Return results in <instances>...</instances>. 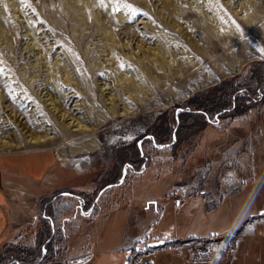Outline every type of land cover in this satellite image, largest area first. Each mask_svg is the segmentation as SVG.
<instances>
[{
    "label": "rangeland",
    "instance_id": "1",
    "mask_svg": "<svg viewBox=\"0 0 264 264\" xmlns=\"http://www.w3.org/2000/svg\"><path fill=\"white\" fill-rule=\"evenodd\" d=\"M247 2L251 0H145V3L98 0L82 9L81 0H0L6 22L0 28V89L9 97L6 102L0 98V115L7 116L0 118V137L12 128V133L21 138V147L1 153L50 147L62 165L80 175L77 182L82 186L81 190H65L54 209L60 216H66L63 236L58 233L61 226L57 227L58 216L52 219L55 238L62 241L59 254L56 251L58 257L37 264H83L89 254L95 222L120 203L122 193L133 180L142 177L145 167H156L158 177L177 178L178 193L181 189L189 194L237 186L233 174L236 165L230 154L235 150L248 151L264 128V96L254 102L259 99L257 88L253 93L248 86L251 74L264 70V53L260 51L264 49V16L255 26L245 23L241 15L246 12ZM172 4H176L174 11ZM252 8L258 15L264 14V0L253 2ZM121 14L126 15L123 26L110 28L106 19L114 22ZM173 22L181 25L174 26ZM205 25L216 28L227 43L220 45ZM233 29L241 31L239 37L232 36ZM184 31L198 38L196 41L203 45V50L189 42ZM104 33H112L118 41L112 45V53L120 58L123 69L128 68L133 75L135 93L131 87L127 88L115 104L129 107L123 115H106L110 112L100 98L98 83L122 72L107 60H97L107 52V46L99 39ZM153 46L162 56L155 76L144 73L139 62L131 57L137 52L151 55ZM38 49L51 62L56 52L63 58L74 53L80 63L74 66L73 73L78 82L88 80L86 85L87 82L93 85V97L83 92L82 84L79 83V88L72 80L66 82L64 69H58L50 78L49 63L30 58L32 50ZM231 49L234 54L244 55V63L236 69L238 63L234 59L233 69L221 75L214 61L226 64L224 58L233 56L228 54ZM188 58L199 61L188 64ZM29 74L36 75L31 85L26 80ZM138 81L146 86L140 88ZM54 83L66 95L65 109L61 110L64 116L53 109L45 95V88ZM240 91L249 99V108L230 111L228 105L233 107ZM73 98L81 103V108L73 106ZM223 108L226 112L218 115ZM79 114L86 123L95 126L92 131L68 137L64 124H73L69 115ZM27 128L37 133L45 128L55 139L39 146L25 144L22 136ZM92 138L99 143L96 149L79 148ZM64 177L68 180L71 176ZM108 185L112 186L105 188ZM57 193L51 192L45 198V206ZM72 195L80 196L81 200ZM45 208L51 210L50 206ZM32 253L37 254V259L41 250L35 248ZM3 257L0 253V258Z\"/></svg>",
    "mask_w": 264,
    "mask_h": 264
},
{
    "label": "crops",
    "instance_id": "2",
    "mask_svg": "<svg viewBox=\"0 0 264 264\" xmlns=\"http://www.w3.org/2000/svg\"><path fill=\"white\" fill-rule=\"evenodd\" d=\"M256 93L259 99L254 102L262 100L264 86ZM233 108L235 104L229 110ZM259 133L248 151L230 154L236 165L234 180L238 182L231 190L191 192L179 201L177 178L158 177L152 165L142 169V177L133 180L122 193L120 203L95 222L83 264H184L170 250L147 247L146 238L152 244L237 231H242V237L232 264H264V221L259 220L264 212V128ZM74 172L59 162L50 147L0 152V252L40 249L35 264L43 259L42 250L47 251L49 245L59 254L62 241L55 238L52 219L58 216V233L63 236L66 216L54 209L65 190L82 189L77 182L80 175ZM67 175L71 176L68 180L64 177ZM54 191L58 193L46 201V206L51 207L47 210L45 198ZM72 196L81 200L80 196ZM14 255L10 264H21Z\"/></svg>",
    "mask_w": 264,
    "mask_h": 264
},
{
    "label": "bare ground",
    "instance_id": "3",
    "mask_svg": "<svg viewBox=\"0 0 264 264\" xmlns=\"http://www.w3.org/2000/svg\"><path fill=\"white\" fill-rule=\"evenodd\" d=\"M257 0H251V3H248L246 5H244V10L246 11L244 14L241 15V19L244 20L245 23L249 24L250 26H255L257 24V22H259L261 20V18L264 16V14L262 15H258V13L253 10L252 8V3L256 2ZM143 2L145 3V0H143ZM98 3V0H81V8L82 9H86V6H92L94 4ZM176 4H172V11H174V7ZM79 6V7H80ZM107 11V10H106ZM108 12V11H107ZM105 15V14H104ZM103 15V16H104ZM88 16V13L86 11L85 13V18ZM113 21H110V19H106V22H108L110 28L116 27V26H120L122 27L123 24L126 22V15L125 14H121V16L117 19H113ZM174 26H178L181 25L179 23H174ZM6 26V22L3 20V15H2V10L0 8V28H3ZM206 29L214 36L217 37L218 42L220 45H225L227 43V38L222 37L221 33L219 31L216 30V28H213L209 25H205ZM9 28V27H8ZM6 29V28H5ZM28 30V29H27ZM2 31V30H0ZM9 31V30H8ZM126 33L128 34L130 32V28L127 27L125 29ZM136 31H138V29H136ZM207 31V32H208ZM11 33V32H10ZM185 37L189 40V42L195 44V46L201 50H203V45H201L199 42H197L192 36H189L188 33L186 31H184ZM231 34L233 37H239L241 34V31L238 29H233L231 31ZM5 35V34H4ZM7 35H9L8 37L10 38V34L8 33ZM4 37V36H3ZM205 37V36H204ZM99 39L101 41H103V44H105L107 46V52L101 56V57H97V60L99 61H103V60H107L110 63V66H115L118 67V69H120L122 72H120L121 74H119V76H116L112 79L109 80H105L101 83H98V80H96V82L98 83V87H99V91H100V98L102 100V102L105 104V106L107 107V110L110 112V114H106V115H111V116H116V115H123L124 113H126L128 111V108L126 105H123L121 107H115L116 102L118 101V99H122V95L126 92V89L131 87L132 91L135 93V90H133L134 88V82H133V75L131 74L130 70L128 68L123 69L121 62H120V58L115 54L112 53L111 47L112 45H114V43H117L118 41L115 40L114 36L112 33H110L109 35H107L106 33H104L103 35L99 36ZM128 42L125 43V45H127ZM139 46V45H138ZM114 48V47H113ZM152 48V54L151 55H145V54H141L140 52H137L136 55H131V57L134 59V61H138L139 64L141 65L142 71L147 74L156 75V70L159 69V64L161 62V58L162 56H159L160 54V50L153 46ZM206 51H204L205 53ZM233 49H231L229 51V55H233L231 56V58L225 57L224 61L226 60V64H221L219 63V61H214L215 66L218 68V70L221 72V75H224L227 73V69L231 71V69H233V61L234 59L237 60V67L236 69H239L240 66H242V64L244 63V58L242 56V54H234L232 53ZM167 54V53H166ZM29 55V54H28ZM170 54L167 56L169 57ZM241 56V57H238ZM26 57V56H25ZM35 58L40 59L41 61H43L44 63H49L48 65V69H49V77L53 79L54 74L56 73V71L58 69H64V74H65V81L68 82L69 80H72L73 82H75L76 87H79V83L82 84L83 89H85V92L89 98H92L94 95V88L93 85H90L89 82H87L86 85V81H79L76 79V76L73 73V68L75 65L79 64L80 61L77 58V56L74 53H68L65 55V58H63L61 56V54L59 53H55L52 57L53 59V64H51V60H48L47 55L45 54V52H43L42 50L38 49V50H32V52L30 53V58ZM165 57V56H164ZM123 59V56L121 58V60ZM7 60V59H6ZM34 60V62L36 61ZM30 61V59H29ZM198 59H193V58H188V64H193L195 65L196 63H198ZM31 62V61H30ZM29 62V63H30ZM33 62V64H34ZM42 63V62H41ZM168 63V62H167ZM174 63V62H173ZM185 63V62H184ZM31 64V63H30ZM165 64V63H164ZM163 64V65H164ZM187 64V62H186ZM27 65V64H26ZM100 64H97V66H99ZM45 66V65H44ZM80 66V65H79ZM162 66V65H161ZM167 66V65H166ZM170 66V65H169ZM182 66V65H181ZM163 67V66H162ZM22 68V67H21ZM183 69V68H182ZM22 70V69H21ZM29 70V69H28ZM27 71V70H26ZM32 71V70H29ZM34 72V71H33ZM32 72V73H33ZM75 72V71H74ZM166 72L168 75H170V71L168 70V68L166 69ZM21 73V71H20ZM82 73V72H81ZM117 73V72H116ZM22 74V73H21ZM20 74V75H21ZM26 74V73H25ZM63 74V75H64ZM176 74H180V70H176ZM24 75V74H23ZM36 75L33 74H29L28 76H26V80L27 83L29 85L33 84L34 79H35ZM56 76V75H55ZM85 75H83L84 77ZM2 77V76H1ZM4 77V76H3ZM24 77V76H23ZM7 78V77H6ZM48 78V77H47ZM25 79V78H24ZM49 79V78H48ZM81 79V78H79ZM84 79V78H83ZM87 79V78H86ZM3 80V79H2ZM6 80V79H5ZM25 81V80H23ZM45 81V80H44ZM161 81V80H160ZM1 82V81H0ZM17 82V81H16ZM46 82V81H45ZM51 82H54L51 81ZM70 82V81H69ZM42 83V82H41ZM89 83V84H88ZM27 84V85H28ZM45 84V83H44ZM47 84V83H46ZM83 84H85L86 86H83ZM164 83H162L161 85H163ZM28 85V86H29ZM51 85V84H50ZM2 85H0L1 88ZM4 86V85H3ZM37 86V85H36ZM138 86L140 88H144L146 85L142 84L138 81ZM35 87V86H34ZM33 87V88H34ZM79 87V88H80ZM4 88V87H3ZM18 88V87H17ZM37 88L41 89V87L37 86ZM37 88H35L34 90H36ZM21 88H19L20 91ZM46 93L45 95L48 96V99L50 101L51 106L53 105V109H58V111L60 110V114L62 116H64V111L62 112L61 110L65 109L64 107V99L66 98V95L64 94V89L63 92L59 91V88L57 87V84L54 83V85L50 86L49 88H45ZM79 90V89H77ZM44 91V90H43ZM105 91V92H104ZM39 92V91H38ZM73 92V91H72ZM20 93H22L20 91ZM25 93V92H24ZM42 93V92H41ZM40 93V94H41ZM79 93V92H78ZM10 94V93H9ZM23 94V93H22ZM38 94V93H37ZM77 95V94H76ZM138 95V94H137ZM22 96V95H21ZM27 96V95H26ZM71 96V95H70ZM11 97V96H10ZM45 97V96H44ZM0 98L1 99H5L8 101L9 97L8 94L3 92V90L1 91L0 89ZM26 98V97H25ZM75 98V97H74ZM73 100V106H75V108H81V103L78 102V100ZM87 98V97H86ZM47 99V98H46ZM140 100L142 98H139ZM4 101V100H3ZM4 102V103H5ZM30 102V101H29ZM2 103V105L4 104ZM49 104V105H50ZM33 105V103H32ZM5 106V105H3ZM55 111V110H54ZM106 112V111H105ZM72 120L71 125H69L68 123L64 124L65 126H67V130H66V135L69 137L74 133L77 132H86V131H92L93 127L95 126L94 124H90V123H86L85 120L82 119V115H78V116H72L69 115ZM7 116L4 115H0V118H6ZM39 121V120H38ZM41 121V120H40ZM39 121V122H40ZM15 122V121H14ZM25 123V122H24ZM42 123V122H41ZM8 124V123H7ZM26 124V123H25ZM39 124V123H38ZM4 126V125H3ZM21 126V125H20ZM19 126V127H20ZM24 126V125H23ZM29 126V125H28ZM43 126V125H42ZM64 126V127H65ZM12 127V126H11ZM10 127V128H11ZM33 128V127H32ZM42 128V127H41ZM24 129V128H23ZM35 129V128H34ZM45 129V128H44ZM42 130L39 131V133H37L36 131L31 130L30 128H27L25 130V132L23 133L22 136V140L24 141L25 144L28 145H44L46 142H51L54 141L55 136L49 134L46 130ZM47 129V128H46ZM13 129L11 128V130L9 131V133H7L6 135H3L0 137V152L2 151H10L12 149H16L18 147H21L20 141L21 138L19 136H15L16 134L12 133ZM17 131V129L15 130ZM22 131V130H21ZM18 134V133H17ZM21 136V135H20ZM99 145V143L92 138L90 141H88L87 143H85L83 146L79 147L80 149H84V150H88L90 149V151L94 150L97 148V146Z\"/></svg>",
    "mask_w": 264,
    "mask_h": 264
},
{
    "label": "built area",
    "instance_id": "4",
    "mask_svg": "<svg viewBox=\"0 0 264 264\" xmlns=\"http://www.w3.org/2000/svg\"><path fill=\"white\" fill-rule=\"evenodd\" d=\"M185 192L186 189L180 190L178 193L179 201L186 197L187 193ZM259 220L264 221V215L259 217ZM150 231L151 228L146 231V234H149ZM241 237L242 231H237L206 238L190 237L167 241L160 240L152 244L149 243L150 240L147 237L146 246L170 250L184 264H232L234 260L233 253Z\"/></svg>",
    "mask_w": 264,
    "mask_h": 264
},
{
    "label": "trees",
    "instance_id": "5",
    "mask_svg": "<svg viewBox=\"0 0 264 264\" xmlns=\"http://www.w3.org/2000/svg\"><path fill=\"white\" fill-rule=\"evenodd\" d=\"M249 83L248 86L252 87L253 89V93L255 91V89L257 88H263L264 86V70L260 69V70H256L251 74V78L249 79ZM236 103L235 104V108H233L231 111H241V110H247L249 108V105H247V101H249V99L246 98V96L241 95L236 97ZM229 109L232 108V105H228ZM225 108H223L224 110ZM33 250H27V249H16V250H12L10 251L9 249L7 250H3L0 253L4 256L3 258H0V264H10L12 258L15 256L14 254H16V257L18 258L19 262L21 264H30V263H34L36 261V257L37 254H33L32 253ZM14 254H13V253ZM56 251L55 249H53L51 247V245L47 246V252L45 253V256L43 257V262H49L51 261V259L54 258V256L56 255Z\"/></svg>",
    "mask_w": 264,
    "mask_h": 264
},
{
    "label": "water",
    "instance_id": "6",
    "mask_svg": "<svg viewBox=\"0 0 264 264\" xmlns=\"http://www.w3.org/2000/svg\"><path fill=\"white\" fill-rule=\"evenodd\" d=\"M141 141H142V140H141ZM141 141H139V143H138V146H139V147H140V143H141ZM160 147H161V146H160ZM124 173H125V172H124ZM120 181H122V179H121ZM120 181H119V182H120ZM119 182L116 183V185L119 184ZM110 186H112V185H108V186H106L105 188H108V187H110ZM105 188H104V189H105ZM104 189H102V191H103ZM44 250H46V249H44ZM45 253H46V251H43L42 256H44Z\"/></svg>",
    "mask_w": 264,
    "mask_h": 264
},
{
    "label": "snow or ice",
    "instance_id": "7",
    "mask_svg": "<svg viewBox=\"0 0 264 264\" xmlns=\"http://www.w3.org/2000/svg\"><path fill=\"white\" fill-rule=\"evenodd\" d=\"M262 53H264V49L260 50ZM128 139H131V137H128ZM261 215H264V212L260 213ZM42 251H46V250H42ZM219 259V257H217Z\"/></svg>",
    "mask_w": 264,
    "mask_h": 264
}]
</instances>
